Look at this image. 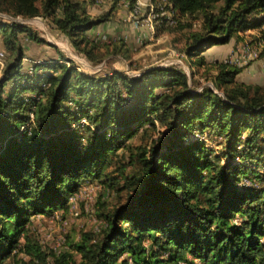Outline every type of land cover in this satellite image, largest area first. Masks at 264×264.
Instances as JSON below:
<instances>
[{"label":"trees","instance_id":"trees-1","mask_svg":"<svg viewBox=\"0 0 264 264\" xmlns=\"http://www.w3.org/2000/svg\"><path fill=\"white\" fill-rule=\"evenodd\" d=\"M166 6L202 14L186 47L191 59L200 53L204 60L207 45L264 23V0ZM0 11L51 18L90 59L101 42L86 30L110 15H92L85 0H0ZM0 33L12 55L0 77V264L21 236L24 251L44 256L25 226L31 209L66 208L81 181L106 174L112 153L146 123L158 135L137 144L120 166L129 187L124 203L101 213L105 223L94 238L75 242L79 260L65 250L56 264H264V85L238 81L241 67L220 59L217 83L232 84L223 95L210 87L194 91L176 65L129 77L49 58L33 61L29 72L22 38L50 42L15 18H0ZM198 131L222 135V151ZM137 163L138 176L123 173Z\"/></svg>","mask_w":264,"mask_h":264},{"label":"rangeland","instance_id":"rangeland-1","mask_svg":"<svg viewBox=\"0 0 264 264\" xmlns=\"http://www.w3.org/2000/svg\"><path fill=\"white\" fill-rule=\"evenodd\" d=\"M85 1H90L91 4L93 1L95 2L93 10L95 16L106 12V10L98 12L97 8H101L102 4H97L99 2L96 0ZM110 2L105 3L107 8L114 3L113 0ZM166 2L167 0H146V4H143L141 0H136L135 4L140 7H133L132 14L134 16L143 15V20L149 19L152 30L144 26L143 33L136 31L126 35H122V33L103 35L98 39L101 44L94 51V59L77 51L69 38L61 33L51 18L42 15L31 18L13 17L11 14L1 11L0 18L5 20L15 18L29 23L50 42H36L26 37L22 38L26 52L22 66L29 72H32L33 61L49 58H56L71 66L75 65L79 70L90 74L104 75L108 72L120 71L129 77L140 76L144 71L154 66L176 65L187 72L194 91L199 92L204 87H210L223 95L232 84L222 86L217 83L220 72L218 59H220L241 67L236 77L238 81L264 85V23L251 28V31L249 29L240 31L228 43L207 45L202 51L204 60L199 59L200 53L191 59L186 52V47L191 42L192 34L202 27V14L200 12L182 13L178 9L169 10ZM152 5L160 9L165 8L164 14L161 15L166 18L165 25L160 22L163 21L161 17L150 19L149 13H143V9L147 12L152 8ZM126 6L130 7L129 0L126 1ZM260 16H264V12ZM130 20H133V17ZM94 27L96 25L88 28L86 33L90 34L91 28ZM2 36L0 33V77L7 62L12 59L10 51L3 43ZM238 46L244 48L247 54L259 53V57L244 65L231 63V60L227 58L235 53ZM54 71L52 69V72ZM62 72L63 69L58 70V73ZM159 128H162L161 125ZM195 134L205 139L215 151L221 152L225 146L222 135L208 131H198ZM157 135L158 131L150 127L148 123L139 127L125 141L124 146L112 153V162L106 169L107 173L98 178L88 177L82 180L78 190L69 196L66 208H58L51 212H35L34 209H31L29 221L25 226L31 234L35 246H39L43 250L44 256L39 258L38 252L31 254L24 251L25 238L21 236L18 245L12 250L9 257L3 260L2 264H56V257L65 250L73 253L75 259L79 260L81 253L74 249L75 242L94 238L105 223L101 213L124 203L126 199L129 187H123L125 177L122 176L120 166L129 162L131 155L137 150V144L141 141L151 142V139ZM245 136H248L247 132ZM139 171L140 164L137 163L128 165L123 173L137 174L138 176ZM243 181L250 183L251 177L247 175L243 177Z\"/></svg>","mask_w":264,"mask_h":264},{"label":"crops","instance_id":"crops-1","mask_svg":"<svg viewBox=\"0 0 264 264\" xmlns=\"http://www.w3.org/2000/svg\"><path fill=\"white\" fill-rule=\"evenodd\" d=\"M97 1V0H96ZM104 1V2H103ZM102 2H99L97 4H102L101 8H97L98 12H103L106 10L107 13L109 12L110 15L107 19L101 21L100 23L96 24V27L91 28V33L89 34L90 36H92L94 39H100L102 38L101 36L103 35H108V34H116V33H122V35H126L129 32H139V33H143L145 30V27L142 25H138L134 20H130L132 19L131 16V10L129 7L126 6V1L128 0H113V4L108 6H105L107 4L105 3H109L112 0H103ZM130 1V0H129ZM141 2L143 4H146V0H141ZM92 2L88 1L86 2V7L87 10L95 16V12H93V10L95 9V2L93 1V4H91ZM111 3V2H110ZM98 14H96L97 16ZM133 15V14H132ZM134 16V15H133ZM161 23H163V25H165L166 23L164 21H160ZM249 31H251V28H249ZM88 34V33H87ZM220 57V56H219Z\"/></svg>","mask_w":264,"mask_h":264},{"label":"built area","instance_id":"built-area-1","mask_svg":"<svg viewBox=\"0 0 264 264\" xmlns=\"http://www.w3.org/2000/svg\"><path fill=\"white\" fill-rule=\"evenodd\" d=\"M97 1H102V0H97ZM133 7H140L137 4H134V0H130V10H131V16L133 17V20L138 24L142 25L145 27H148L149 29L152 30V27L150 25V20H143V15L142 16H133L132 15V8ZM165 12V9H160L158 7H154L152 5L151 9H148L147 12H145V9H143V13H150V18H159V16ZM259 57V53L255 54H247L244 51V48H241L240 46L237 47V50L235 53L227 59H231V63H238L239 65H244L246 63H249L251 60L256 59Z\"/></svg>","mask_w":264,"mask_h":264},{"label":"bare ground","instance_id":"bare-ground-1","mask_svg":"<svg viewBox=\"0 0 264 264\" xmlns=\"http://www.w3.org/2000/svg\"><path fill=\"white\" fill-rule=\"evenodd\" d=\"M136 9V8H135ZM150 14V13H149ZM162 14H164V12L162 13ZM161 14V15H162ZM161 15L159 16V17H161ZM172 16V15H171ZM150 19H158V18H150ZM168 19V18H167ZM149 20V19H148ZM248 45V44H247ZM250 47H252V46H250ZM256 49V48H255ZM259 52V51H258ZM253 53V52H252ZM253 54H255V53H253ZM231 60V59H230ZM236 64H238V63H236ZM239 65V64H238Z\"/></svg>","mask_w":264,"mask_h":264}]
</instances>
